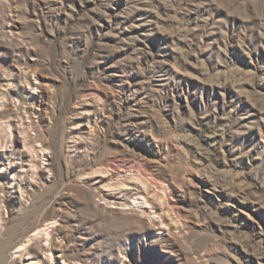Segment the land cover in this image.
<instances>
[{
	"label": "rangeland",
	"instance_id": "1",
	"mask_svg": "<svg viewBox=\"0 0 264 264\" xmlns=\"http://www.w3.org/2000/svg\"><path fill=\"white\" fill-rule=\"evenodd\" d=\"M0 264H264V0H0Z\"/></svg>",
	"mask_w": 264,
	"mask_h": 264
}]
</instances>
